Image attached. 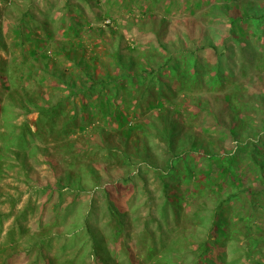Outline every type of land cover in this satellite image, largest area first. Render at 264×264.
I'll list each match as a JSON object with an SVG mask.
<instances>
[{"label":"rangeland","instance_id":"1","mask_svg":"<svg viewBox=\"0 0 264 264\" xmlns=\"http://www.w3.org/2000/svg\"><path fill=\"white\" fill-rule=\"evenodd\" d=\"M243 1L246 4L239 7L240 0H0V264H107L108 258H112L108 264H264V241L248 249L244 240V232L256 237L264 233V180L249 158L243 154L237 159L244 177L239 187L247 193L230 199L221 216L229 220L228 237L221 246L215 236L198 260L201 247L196 235L208 233L219 196L217 186L203 174L208 160L197 157L196 150L187 154L181 162L188 170L178 187L177 174L166 177L154 167L170 153L166 142L153 133L145 136L136 129L128 133L114 119L102 122L99 117L84 128L73 124L61 131V123L81 100L51 73L68 76L76 69L71 57H77L95 76L116 74L118 50L127 60L154 57L164 64L181 59L182 72V59L190 56L206 75L188 80L189 87L182 91L171 67L157 69L146 89L128 98L129 121L157 122L160 108L149 105L164 101L168 121L178 124L176 140L183 148L195 143L200 152L234 153L248 137L259 139L258 148L264 152V62L254 54L264 50V31L252 20L243 24L244 38L254 49L248 57L236 46L232 38L236 31H231L227 15L242 13L243 6L263 7L264 0ZM28 12L31 15L25 16ZM22 16L27 21L23 36L28 27L34 38H44L51 29L58 41L68 42L70 56L53 44L48 58L38 56L42 47L35 57L34 42L19 43L13 30ZM71 18L77 29L68 34ZM222 50L228 76L213 83L208 73H215ZM188 70L193 72L195 65ZM28 98L48 107L63 102L57 124L40 121L39 112L29 109ZM240 101L248 104L241 114L246 129L238 128L234 136L229 128L237 123L229 114ZM73 145L79 152L76 157L68 153ZM91 167L97 170L96 177ZM59 180L69 189L60 191ZM167 181L171 195L178 189L186 195L182 203L172 196L173 206L169 205ZM234 185L228 181L222 197L227 198ZM73 188L77 192H71ZM105 193L124 220L120 235L107 225ZM201 208L208 212L198 213ZM91 209L88 226L101 235L99 259L92 253L83 218ZM249 215L252 223L247 227L244 218ZM41 238L49 242L31 248Z\"/></svg>","mask_w":264,"mask_h":264},{"label":"trees","instance_id":"2","mask_svg":"<svg viewBox=\"0 0 264 264\" xmlns=\"http://www.w3.org/2000/svg\"><path fill=\"white\" fill-rule=\"evenodd\" d=\"M239 3H242L245 5L246 3L243 0H240V2L237 3V6H239ZM248 4V3H247ZM236 5V4H235ZM220 7V6H219ZM240 7V6H239ZM244 10L242 13L237 14H227L233 27V32L236 31L235 36L232 38L234 39V42H236V46L238 49L245 52L248 57H250V53H254V49L250 47V44L244 38V35L246 33L245 29L243 28V24L248 21L252 20L253 23H255L259 30L264 31V6H243ZM221 8V7H220ZM225 9V8H224ZM227 11H230L231 7H226ZM31 15V12H28L25 16ZM22 16L20 19V23L18 25H15L13 30L16 32L17 35L20 36L21 41L19 43L26 44L28 42H34L36 50L32 51V54L36 57L38 54V51H40V47H42V51L40 52V55H38L41 59H46L49 56L50 52H53L52 45L56 44V48L58 51L61 52L62 55L65 57L70 56L68 50H67V41H58L56 37V33L52 32L51 29L46 30L45 37H38L34 38L32 37L34 30L32 27H28L29 30L28 33H26L24 36L22 33L24 32L25 26H27L26 17ZM62 22H64L62 20ZM26 29V28H25ZM77 29V23H75V20L71 18V23L67 26L66 31L68 34H71V31L75 32ZM1 41V40H0ZM43 43V46L41 45ZM245 44V45H244ZM216 48V46L212 45ZM234 49H232L233 51ZM139 55H142L143 52H139ZM234 54V53H233ZM257 58H259V61L264 62V50L263 52H256L254 53ZM195 55V54H194ZM144 56V55H143ZM225 50H222L218 52V62L217 66L214 68L215 73L210 74L208 73L209 81L213 83H221L223 80L227 78L228 75H225V61H224ZM234 56V55H233ZM38 57V58H39ZM132 56L130 60L125 59V57L117 51V66L120 68V71L116 74H105L103 76H95L90 72V68L84 64V62L77 58V57H71L73 59V65L76 68L74 72H69L68 76H65L64 72H58V71H51L52 75H54L57 79L62 81V83L66 84V88L70 90V92L77 96L80 100V106L76 109L74 114L68 113L66 116V119L64 120L62 124L61 131H66L69 127L73 126V124L76 126L79 125V128H84L85 124H93L96 117L101 118L100 120L102 122H109L112 119L117 123L118 127L126 130L128 133H132L135 129L140 130L142 134L145 136H150V134H155L158 138L161 140H164L168 147V152L170 153V156L164 160V163L162 164H154V167L156 170L161 172V175H164L166 177H170L173 174H177L178 176V187L181 184L182 181V175L184 172L188 170L187 165L182 164L181 161H184V157L187 156V154L194 152L195 150L199 152L197 154V157L201 159L208 160V165L204 169L203 174L206 177L208 181L213 185H216V192L219 193V196L217 197V203L213 209H211L212 213V219L210 223V228L208 229V233L206 236H198L196 237L199 240V244L201 247L200 252L197 254V259H203L205 253L208 251V249L211 247V243L213 241V238L216 236L215 242L217 244H220L223 246L224 244V238L228 237V229L229 220L221 219V216L226 211V206L228 205V201L232 198H238L239 195L242 193H247L246 188L243 189L239 187L240 183H243L244 177L241 176L240 171L238 170V162L237 159L243 154L249 158L254 164L255 167H257L258 172H260L259 176L264 180V159L263 155L264 152H261L258 148V142L259 139H245L244 141H240L238 144V150L237 152H223L220 153L219 151H202L200 152V149H196L195 143L192 144V146L187 147L185 146L183 148V142L176 140V136L178 135L179 131H175V125L178 126V124L170 123L168 121L167 117V107L165 106L164 101H159L157 104H151L150 107H159V115L160 119L157 120V122L150 121L147 124L145 123H136L133 125L131 121H129L127 112L130 109V103L128 98H130L133 93H141L146 87L153 81L152 75H154L157 72V69L163 70L165 68L171 67V71L174 72L177 77L180 78V82L182 83V91L184 90V87H189L190 83L188 80L190 79H202L206 74L202 72V68L200 67V64L198 60L195 58H189L187 56H184V60L182 59V72L179 70L181 67V59L173 58L171 60H166L164 64L160 62V60H156L154 57L151 58H145L144 62L136 61L135 58ZM70 58V59H71ZM231 63L233 64L235 61V56L231 58ZM57 61V60H56ZM145 63V65H143ZM147 65V66H146ZM154 65V66H153ZM158 65V68L155 67ZM192 65H195V70L193 72H190L188 70V67ZM152 66V67H150ZM47 67V65H46ZM149 67L151 69H149ZM232 67V66H231ZM179 72L178 74L176 72ZM234 70H230V73H233ZM152 77V79H151ZM9 78V77H8ZM221 80V81H220ZM126 81L127 84L124 85L123 82ZM6 90L9 92L11 91V82L8 79L7 84H5ZM123 93L126 94V96L123 95ZM120 95H122V102L118 103ZM26 103L28 105H31L32 108H29L30 110H34L36 112H39V118L40 121H50L55 124L57 122L54 120L59 116L58 110L63 106V102L54 104L52 106H44L40 105L37 102H34L31 99H26ZM248 104L247 102L244 103L242 101L238 102L236 106L233 107L232 112L229 114L230 119L233 122L237 123V126L233 128H229V133L236 136L238 134V128L246 129V121L241 116L242 113H245L247 110ZM126 110V111H125ZM31 112V111H30ZM100 112V115L98 114ZM179 113H181L179 111ZM76 122V123H75ZM103 127V126H101ZM125 127V128H124ZM100 128V127H99ZM248 130V129H247ZM256 134H254L255 137ZM72 144V143H70ZM73 145L71 147V150L68 153H74V157L76 155L78 156V153L76 151V148ZM107 149V147H106ZM110 149L113 151L114 149L110 147ZM147 149V148H146ZM109 150V149H108ZM116 152V151H115ZM181 167H180V163ZM185 163V162H184ZM252 170V167L249 166ZM90 173L92 176L96 177L97 170L95 168H90ZM190 174V173H189ZM79 178H82L81 174H78ZM191 176V175H189ZM188 176V177H189ZM186 177V178H188ZM185 178V177H184ZM185 178V179H186ZM230 181L231 185H234L236 189L232 192H229L227 194V198L222 197L223 190L225 188V184ZM170 182L167 181L166 183V190H167V199L170 206H173V200L172 196H175L178 199L179 203H182L185 199V194L178 189V192L171 195L169 193L168 187H170ZM58 187L60 188V191L62 189H69L68 185L64 184L61 180L58 181ZM71 192H77L76 189H70ZM61 194V192H60ZM106 194V193H105ZM106 208L109 212V220L107 222V225H112V231L116 232L117 235H120L123 232V222L124 220L120 218L119 210H116L115 204L113 203V200L111 196L107 193L106 194ZM88 211L84 216V224L87 226V233L89 234V241L91 242V247H93L92 253L96 255V258L99 259V255L101 253L100 244V236L95 234V231L93 230L92 226H88V218L91 216V212ZM208 212V209L201 208L198 213H204ZM252 218L251 215L249 217L244 218L246 222H249L247 224V227L250 226L252 223L249 219ZM243 219V217H242ZM246 241V247L248 249L255 247L256 245L260 244L264 241V233L260 234L259 237H256L254 235H251L248 231L244 232ZM46 240V241H45ZM41 241V244L44 242H49L48 238L44 239L41 238L39 241L34 242L31 246L35 247L37 244H39ZM112 258H108L106 260V263L111 260ZM10 264V261L7 263ZM196 264H203L201 261L197 262ZM260 264V262H258Z\"/></svg>","mask_w":264,"mask_h":264}]
</instances>
